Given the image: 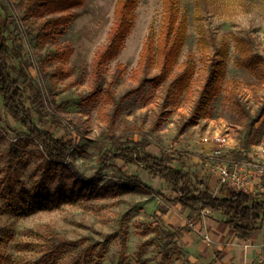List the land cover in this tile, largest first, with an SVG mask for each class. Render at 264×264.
I'll list each match as a JSON object with an SVG mask.
<instances>
[{
  "label": "rangeland",
  "instance_id": "374dc122",
  "mask_svg": "<svg viewBox=\"0 0 264 264\" xmlns=\"http://www.w3.org/2000/svg\"><path fill=\"white\" fill-rule=\"evenodd\" d=\"M48 1L0 0V11L13 49L11 74L25 88L36 125L74 140L69 161L77 171L50 159L0 98V264H165V250L166 264H264V221L252 245H239L222 229L221 217L194 212L185 226L189 234L165 246L166 231L181 229L165 216L180 212L172 207L169 182L122 159L92 180L81 176L97 171L100 156L115 149V137L146 139V151L179 157L172 164L185 171L212 172L207 154L217 148V134H228L231 155L264 161V0H179L188 27L169 78L128 97L146 71H159L156 65L145 69L140 57L148 36L160 35L163 0L139 1L132 30L104 66L98 95L92 94L94 58L108 41L118 0H84L59 11ZM66 13L71 19L59 31L40 28L47 17ZM59 47H68V56L49 57ZM187 60L192 73L173 95L172 80ZM212 68L221 71L218 89L197 124L178 134ZM120 71L112 100L109 81ZM255 189L264 197V176ZM198 242L206 243L208 255L198 258L186 246Z\"/></svg>",
  "mask_w": 264,
  "mask_h": 264
},
{
  "label": "trees",
  "instance_id": "16d2710c",
  "mask_svg": "<svg viewBox=\"0 0 264 264\" xmlns=\"http://www.w3.org/2000/svg\"><path fill=\"white\" fill-rule=\"evenodd\" d=\"M140 0H118L116 6V19L111 27L107 43L100 48L94 58V75L96 85L92 91L93 95H98L101 83L103 82L104 66L107 61L118 54L124 44L126 35L132 30L136 20V7ZM84 0H49L53 11L69 9L83 4ZM69 14L47 17L40 25L43 30L59 31L60 27L70 21ZM188 21L184 13L181 12L179 0H163V17L160 35L155 39L150 34L143 46L140 57V64L145 69L156 65L159 71L152 76L145 75L141 78L139 85L127 91L123 97L140 91L147 83L157 84L169 78L174 64L177 61L181 47L183 46L187 34ZM8 23L5 12L0 11V98L6 111L24 127L30 135L35 138L48 154L50 159L58 163L67 162L77 171L75 165L69 161L70 151L73 147L72 138L56 137L49 130L36 125L32 110L26 105L25 88L20 84L19 79L11 74L13 65V49L10 44V37L7 33ZM68 47H59L49 53V57L54 59H64L68 56ZM248 66H253L254 56L247 58ZM250 62V63H249ZM192 62L185 61V68L176 74L172 80L173 95L181 92L186 80L192 73ZM122 70V69H121ZM114 75L109 81L108 96L114 100L111 86L118 82L121 73ZM221 71H209L208 77L201 89V93L191 111L189 117L179 128L178 134L191 125L197 124L206 107L207 100L215 93L219 87V74ZM91 94V95H92ZM122 97V98H123ZM121 105L116 103V111ZM264 114L261 111L259 118ZM58 125L64 122L55 118ZM115 149H108L100 156V165L92 175L81 176L87 180H92L103 171L112 166V160L122 159L125 163L144 166L154 176H158L172 186L176 193L175 198L182 206L203 211L220 212L224 222L234 229L236 236L241 240H249L251 233L259 229L264 221V197H259L257 193L240 191L230 186L220 184L218 191H214L208 182L199 173L190 170H183L173 166V162L179 160L170 154L158 156L145 150L149 142L146 139L138 141H122L120 137L113 138ZM241 158L240 153L234 155ZM181 233V229L166 231L167 246L170 241ZM169 252L164 251L163 261L168 262Z\"/></svg>",
  "mask_w": 264,
  "mask_h": 264
},
{
  "label": "built area",
  "instance_id": "2783aa9c",
  "mask_svg": "<svg viewBox=\"0 0 264 264\" xmlns=\"http://www.w3.org/2000/svg\"><path fill=\"white\" fill-rule=\"evenodd\" d=\"M217 146L207 154V162L212 172L217 175L219 184L233 189L257 193L255 186L264 176V161L261 159L237 158L225 149L230 144L228 134H217L213 138ZM264 155V147H261Z\"/></svg>",
  "mask_w": 264,
  "mask_h": 264
},
{
  "label": "crops",
  "instance_id": "0c3cea01",
  "mask_svg": "<svg viewBox=\"0 0 264 264\" xmlns=\"http://www.w3.org/2000/svg\"><path fill=\"white\" fill-rule=\"evenodd\" d=\"M173 166H175V165H173ZM195 172L199 173L203 178H205V180L208 182V184L211 186V188L214 191H218V189L220 188L221 185L219 184L217 175L215 173L211 172V173L204 174V172H201V171L200 172L199 171H195ZM172 192H174V191L172 190ZM175 196H176V193L174 192V197ZM172 207H173V209H177L178 208L180 210V212L177 213V214H173L171 212V210H169L166 213V215H165L166 216V219L168 220L167 222H169L170 224H173L174 226L181 227V232L184 234V236H182V237H184V238H185V235H188L189 234V231H186L185 230V226L187 225L189 219L191 218L190 217L191 216V213H194V212H196L195 214L198 215L199 217L201 216V217H204V218L207 217L206 215H208V214H210L214 218L221 217L222 218V221H221V227H222V229L223 230H226V231L227 230H231V236H232L233 241L238 242L239 245L242 244V243H250L252 245L255 234L261 228L260 227L259 229L253 231L251 233L250 239L245 241V240L239 239L236 236V234L234 232V229L232 227H230L226 222H224L223 216L221 215L220 212L211 211L210 209H205L203 211H200V210H196V209L187 208V207L182 206V204L180 202H178L177 199H176V202H175V206H172ZM192 217H194V216H192ZM204 218H203V221L202 222H196L194 224V227L196 228L198 225H201L202 223H204ZM214 218L209 219V222L208 223H209V225L211 227H214V224L216 222L214 220ZM205 227H208V225L207 226L205 225ZM190 236H192V234ZM191 244H188L186 246H187L188 249L192 250L193 254L195 253L194 256H196V257L199 258V256L200 257L201 256L203 257V256H206V255L209 254V251L207 249L206 243L198 242V244H196V243L193 244V245H191ZM227 248H229V247H227ZM196 252H197V254H196ZM242 252L243 251L237 252V255H239ZM229 253H231V251H229Z\"/></svg>",
  "mask_w": 264,
  "mask_h": 264
}]
</instances>
